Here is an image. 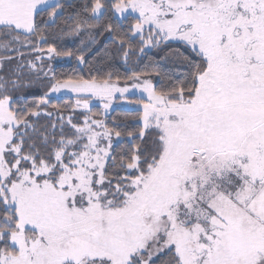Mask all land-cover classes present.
<instances>
[{
  "label": "snow or ice",
  "instance_id": "6c2138e0",
  "mask_svg": "<svg viewBox=\"0 0 264 264\" xmlns=\"http://www.w3.org/2000/svg\"><path fill=\"white\" fill-rule=\"evenodd\" d=\"M0 264H264V0H0Z\"/></svg>",
  "mask_w": 264,
  "mask_h": 264
},
{
  "label": "trees",
  "instance_id": "16d2710c",
  "mask_svg": "<svg viewBox=\"0 0 264 264\" xmlns=\"http://www.w3.org/2000/svg\"><path fill=\"white\" fill-rule=\"evenodd\" d=\"M74 66V62L72 61H62L58 67H61L62 69H70ZM64 99H67V98H64ZM116 111L112 113V115H118V114H121V113H125L128 109L127 108H120V107H116L115 108Z\"/></svg>",
  "mask_w": 264,
  "mask_h": 264
},
{
  "label": "rangeland",
  "instance_id": "374dc122",
  "mask_svg": "<svg viewBox=\"0 0 264 264\" xmlns=\"http://www.w3.org/2000/svg\"><path fill=\"white\" fill-rule=\"evenodd\" d=\"M66 98V97H65ZM114 107H120V108H127L128 109V106L124 103V102H119L118 104H114Z\"/></svg>",
  "mask_w": 264,
  "mask_h": 264
}]
</instances>
